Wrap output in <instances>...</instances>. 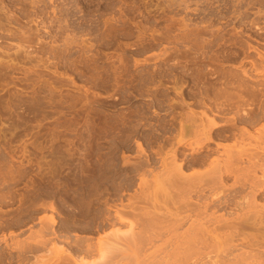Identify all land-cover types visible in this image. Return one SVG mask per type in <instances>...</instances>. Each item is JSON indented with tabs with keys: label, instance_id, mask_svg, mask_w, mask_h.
Segmentation results:
<instances>
[{
	"label": "rangeland",
	"instance_id": "rangeland-1",
	"mask_svg": "<svg viewBox=\"0 0 264 264\" xmlns=\"http://www.w3.org/2000/svg\"><path fill=\"white\" fill-rule=\"evenodd\" d=\"M171 1L0 0V264H23L26 259L24 264H54L58 261L60 263V259V264H79L89 255L85 253L83 256L84 251L76 252V236L83 239V246L92 241V249H96L99 238L112 234L117 227L122 228L121 230L129 229L131 221H138L141 213L138 212L136 219L138 213L135 211L145 212L144 208H140L142 205L146 208L149 201H153L154 208L160 204L161 207L154 210L149 203L152 208L150 205V208H146L148 217L143 212V219L136 222L141 223L138 224L139 227L135 224L134 231L140 235L139 239L143 233V237L154 243L147 244L145 237L142 238L145 241L138 242L135 232V237L130 235L127 239L129 241L121 236L118 246L122 251L116 256L113 252V264H141V259L146 261L148 258L150 264H159L167 257L165 254L175 249L174 244L181 240L180 237L185 235L184 231L189 228L190 223L179 227V238L176 232L171 233L167 229L164 231L165 228L161 231L163 236H158L159 240L152 235L158 232L160 235L157 227L160 226V230L166 227L169 224L166 222L167 218H175L174 213L183 216L177 210L181 204L178 198H174L178 197L177 193L172 195L168 191L169 186H161L167 170L165 173V169L161 167V157L157 153L164 148V152H169L175 147L176 140L169 137L173 138L175 132L179 134L178 123L181 119L186 121L182 115L187 106L189 108L186 112L193 110L190 106H195L197 114L203 110L196 105L201 87L202 91L209 88L210 94L214 89L221 88H229L235 94L239 91L236 88L239 81H243L244 71L255 76L260 71L252 68L251 63L255 61L259 66L258 54L264 53V0H239V5H236L238 0H234L236 3L226 0V4L225 0L224 3L221 1L223 4L219 3L220 0H173L174 3L177 1L176 5ZM207 1L211 3L208 4ZM187 2L189 3L186 5ZM228 6L236 7V10ZM205 12H209V15ZM212 15L215 18L210 17ZM183 21H190L188 24L185 22L189 25L188 30ZM183 24L186 30L181 26ZM204 29H207V33ZM200 30L204 35L198 34ZM188 33L194 39L192 42H186L189 39ZM184 34L188 35L187 39ZM178 37L184 40L179 41ZM195 37H200L201 41ZM240 75L242 76L239 77ZM234 76L239 80L233 79ZM179 86L182 88L179 89ZM181 101H184L185 107ZM175 102L181 104L182 109ZM260 124L264 125V121ZM260 124L256 127L259 128ZM255 128L250 129L252 134ZM166 138L170 139L169 142ZM193 139L186 138L190 141ZM246 140L255 142L252 139ZM228 141H224L227 148L234 143V140ZM245 141V148H254L251 145L255 143L249 142L248 146ZM157 142L161 146L163 144V148L159 149ZM185 147L181 150L186 152L189 147ZM260 147L263 148L264 144ZM223 148L221 147L222 150ZM221 149L218 150L222 157L224 152ZM186 153L188 155L183 158L188 157L191 151ZM143 155H147L146 159L151 161L157 159L156 163L159 161L160 164H155L156 168L153 164L147 165ZM221 157L223 159L225 156ZM147 166L152 172L151 169L148 172ZM170 168L168 167V171ZM186 168L188 172L189 167ZM197 168L192 167L191 170L190 167L189 172H200L201 168ZM153 169L159 170L157 172ZM173 171L170 173L175 174ZM159 173L165 174L162 175L163 179L159 178ZM260 174L259 172L258 177L263 181V174ZM145 181L147 187L154 182L153 190L149 188L152 193L145 191L148 189L144 185ZM228 182L233 183L232 180ZM141 185L142 188L145 186L144 190ZM160 187L165 188V191H161ZM142 191L144 194L149 191L153 200L149 196L146 199L149 192L142 195ZM137 194L141 195L139 198L137 196L138 199L142 198L139 202L145 205L135 202L133 197ZM260 197L257 200L260 199L261 202H257L263 205L264 194L263 200ZM169 199L172 202L179 201L178 208L174 202L175 208L169 207L172 205ZM133 202L136 206L132 204V208L127 207ZM150 210L158 214L169 213L171 216H158ZM225 211L222 213L229 217V212L231 214L233 210ZM234 211L240 213L237 209ZM117 212L126 214V220L125 217L120 219L122 214L118 217ZM182 212L186 215L185 210ZM235 213L231 215L234 216ZM160 216H164V219L162 217L160 220ZM116 217L119 220L112 224ZM150 218L152 221L155 218L154 223H157L153 227L152 222L153 229L147 225L151 223ZM157 219L161 221L160 225ZM123 220L124 223L128 221L126 226H122ZM162 221L165 225L161 226L164 224ZM143 226L148 231L147 235H144L146 231L142 232ZM138 228L142 229V233H138ZM42 230L47 231H44L46 234L50 231V236H44L52 242L47 239L46 245L36 243L40 236L38 233ZM254 230H244V235L246 232L249 234L248 240L253 235L251 233L258 232L257 229ZM260 231L262 229L259 230L261 235ZM175 233L173 237L172 234ZM254 236L252 240L256 237ZM258 237L261 238L259 235ZM130 239L135 240V243ZM256 239L257 237L254 240L257 241ZM111 240L117 241L114 238ZM24 242L25 246L28 242L30 246L35 244L33 247L38 246L39 249L33 248L36 250L34 251L29 246L30 250L28 248L27 252H23L21 248ZM239 246L240 248L236 246L237 249L234 247V251L241 252V248H246V251L242 249L243 252L248 251L246 246ZM255 248L257 250L254 251H262L259 247ZM156 249L161 253H157L158 256L156 254L155 261L154 257L150 259L152 257L149 253ZM90 254L83 263L96 259L92 257H97V254ZM145 261L142 264H149L148 260ZM163 261L162 264L167 262Z\"/></svg>",
	"mask_w": 264,
	"mask_h": 264
},
{
	"label": "bare ground",
	"instance_id": "bare-ground-1",
	"mask_svg": "<svg viewBox=\"0 0 264 264\" xmlns=\"http://www.w3.org/2000/svg\"><path fill=\"white\" fill-rule=\"evenodd\" d=\"M172 1H171V3H174ZM209 1H211V0H209ZM216 1H219V0H216ZM221 1L222 0H220L219 3ZM233 1H232V3H234V2L236 3V1H234V2ZM31 3H30V5H31ZM34 3L35 2H33V4ZM188 3L189 2H187L186 5ZM210 3L208 2V4H210ZM223 3H224V0H223ZM237 3L238 4H236V5H239V0H238ZM215 4H217V3H215ZM225 4H226V0H225ZM245 5H248V4H245ZM171 6H174V5H171ZM201 6H200V8H201ZM240 6H241V2H240ZM243 6L241 8H244ZM249 6H251V5H249ZM197 7H196V9H198ZM220 7H221V5H220ZM228 7H230V6H228ZM232 7L233 6H231L230 8H232ZM245 7H247V6H245ZM209 8L210 7H208V9ZM234 9L236 10V7H233V10ZM200 10H202V8ZM203 10L209 11L207 9H203ZM218 10H219V8H218ZM233 10L231 11L232 14H233ZM42 11H43V9H42ZM194 12H196V10ZM234 12H237V11H234ZM43 13H44V11H43ZM200 13H201V11H200ZM206 13L207 12H205V14ZM187 14H188V11H187ZM212 14L215 15L216 12H212ZM221 14H223V13H221ZM226 14H224V15H226ZM208 15H206V17H208ZM214 15H212L210 17H213ZM204 17H205V15H204ZM213 18H215V16ZM221 19H223V17ZM224 19H225V17H224ZM210 21H212V20H210ZM188 22H190V21H187L186 23L188 24ZM186 23H185V28L188 30L189 25H187ZM172 25H174V24H172ZM181 26L183 27L184 24L181 25ZM171 27L169 26V28H171ZM208 27H210V25ZM206 30L204 29V32H206ZM201 31L202 30H200V33H201ZM212 31H214V30H212ZM186 32L187 31H185V33ZM204 32H203V34L202 33L201 34L198 33V34L200 36H202V35H204ZM188 35H189V33H188ZM188 35L186 36V34H184V36H185L184 38L187 39ZM195 38H198V37H195ZM179 39H177V40H179ZM192 39L193 38L191 37V34H190L189 35V39H187L186 42H188V40H189V42L190 41L192 42ZM198 39H199V41H201L200 37ZM181 40L182 39H180L179 41H181ZM263 54L262 53L258 54L259 58H260V65H259L260 68H259L258 64L255 61L252 62V63L250 62L252 68H255V70H260V71L256 72V76L254 74L252 75V73H249L247 71L243 72V74H242L243 76L242 75L239 76V77L242 76L243 81H244V82L241 81L242 83L239 81V83H238L239 87L238 86L236 87V88L239 89L240 92L242 90L241 94L238 91L239 92V93L237 92L238 95L235 96V94H237L236 92L234 94L231 90H229V88H227V89L226 88L225 89L221 88V89H214L212 91L213 93H211L212 94L211 95L210 94L211 91H210L209 88H205L202 91V87H201V90H199L200 92H198L199 94H198L197 97L199 99H198V102H197L196 105L201 107L203 110L200 109L202 111L199 114H197L198 112L195 111V108H194L195 106L194 107L190 106L193 110H191L190 112H186L187 109L189 108V106H187V109H185L186 110L185 113H183V115H182V116H184L186 121L183 122L184 119H181L180 121L178 120L179 121V123H178L179 124L178 125L179 126V130H178L179 134H177V132L173 131L174 130L173 129L172 131L175 132L176 135L172 132L174 134V137H173V135H172L173 138L169 137L172 140L173 139L176 140L175 147L172 148L169 152H164L163 151L165 149L164 148L163 150H161V151H159L157 153V156L161 157V160H160L161 167H163V169H165V173H166V170H167L166 175L163 174L164 171H162V170L161 171L163 173L162 174L159 173L160 176H161L159 178L163 179L164 177L162 175H165V178L167 177V180L165 178L163 180L159 179V180L163 181V185H161V186H164L165 188L167 186H169L168 187L169 188L168 191L172 195H175L177 193L178 197L175 196L174 198L175 199L178 198L180 200V202L179 201L174 202L175 200L173 202L177 203V205H176L177 208H178V205L181 203L177 210H180L181 212L180 211L179 212H180V214L182 213L183 216L180 217V215H178L179 213H174L175 214V218L173 217V219L170 220V218H172V216L169 215V213L168 214L167 213L166 214L165 213L158 214V213L154 212L153 210L152 211L150 210L151 213H153V214L155 213L158 216L159 215H164V216L168 215V216H171V217L169 219L167 218L166 222L169 223V224H166V227L161 228V230L159 228L160 226L157 227L159 229V231H160V235H159V232H158V234H155V233L152 234L153 232H152L151 229H153L154 225L157 224V223H154V222H156L155 221L156 217L153 219L154 221H152V219L150 218L149 221L151 223L147 224V225H149L148 228L152 227L151 224L153 222V227L150 229L152 233L151 232H149V233L154 235L155 236L154 239H155L156 237L158 238V236L159 237L163 236V235H161V231L164 228H165L164 231L168 230V232L173 231V232L177 233V230L179 229V227H181V226L183 227L184 225H186V223H188V224L190 223L188 225L189 228L188 229L186 228L187 230L184 231V232H186V233H184L185 235L182 234L183 237L182 238L180 237V239H181V240H179V241H181L180 244H178L179 241H177L178 246H177V244H174L176 246L175 249H173L174 251L172 250V252L167 253V254L164 253L167 257H164L163 259H162V257H160L162 259L161 260L162 262H164L163 260L167 261L165 258L168 259V261L165 264H264V233H263V231H264L263 230L264 229V204L262 205V204L258 203L260 201V199L257 200V198L260 197V196H261L260 197L261 200H263L262 196L264 194V180L262 179L263 181H261V179H260L261 177L260 178L258 177V173L259 172L261 174H263V177H264V147L263 148L260 147L261 145L264 144V125L260 124L262 121H264V82H263L264 81L263 80L264 79V55ZM212 61H215V59L212 60ZM218 61H219V59H218ZM241 69L242 68H240V70ZM243 70H245V69H243ZM236 75H237V73H236ZM257 75H259V76L263 75V76L259 77ZM235 78H237V76L236 77L234 76L233 79H235ZM237 80H239V78H237ZM177 81L178 80L176 78V83H177ZM174 82H175V79H174ZM178 88L181 89L182 87L179 86ZM183 95H185V93ZM183 95H182V97H183ZM248 97H250L249 98L250 100L247 99ZM221 98H223V99H221ZM221 100H223V101H221ZM249 102H251V103H249ZM183 103H184V101H183ZM183 103L181 101V104L185 107V105ZM173 104H171V105L173 106ZM176 104H177V106L181 107V108L179 107L180 109H182L183 106H181V104L180 105L178 103H176ZM176 104H175V106H176ZM190 104H191V102H190ZM190 104H187V105H190ZM176 107H174V108L176 109ZM177 109H178V107H177ZM183 111H184V108H183ZM173 112H175V111L173 110ZM229 113H231V115ZM227 114L230 115V118H228L229 115L227 116ZM175 120L177 121V118H175ZM259 124H260V127L259 128L256 127ZM252 128H255V131H256L255 132L254 130H252V131L255 132V133L253 132V134L250 132L251 131L250 129H252ZM167 129L169 130V127ZM175 129L177 130V127ZM168 132H170V131H168ZM170 135H171V133H170ZM187 137H193L194 139H193V141L186 140ZM163 139H165V137ZM246 139L254 140L255 142L252 141V143H255V144H252L251 141L246 140ZM169 140H168V142H169ZM228 140H230V141L234 140V143H233L232 146H230V147L228 146V148H227V144L226 143H227ZM224 141H226V143ZM230 141H228V142H230ZM244 141L249 144L248 146H250V143H251L252 144L251 146H254V148L253 149H251V148L249 149L247 147L245 148L244 145H243ZM221 142L225 143L226 145L223 146ZM154 143L156 144V142H154ZM157 144L160 145V147H158L159 149L163 148L162 147L163 144H162V146H161V143L157 142ZM212 144H214L215 146L213 147ZM170 145H172V144H170ZM184 145L189 147V149L186 152H188V151L190 152L191 151V154L188 157H186V158H183V157L187 156L188 153H186L185 150H183V149L181 150V148L185 147ZM179 146H184V147H179ZM139 147L142 148V145L139 144ZM221 147H224L223 148L224 150H222ZM167 149H169V148H167ZM218 149H221V152H224V155H222V157L223 156H225V157H223V159H220V157H221L220 154H222V153H219L220 151ZM217 154H219L220 156H217ZM153 155H150V156L153 157ZM145 156H147V155H145ZM145 159H146V157H145ZM156 160L157 159H155V161L154 160L151 161V159H146L147 165L151 166L152 164L155 165V164L159 163V161H157V163H156ZM168 167L169 168L171 167L170 171H168L169 170ZM186 167H189V168L191 167V170H192V167H194V168L198 167L197 169H199V167H200L201 170L202 169L204 170L205 168H207V169H205L204 171L200 170V172H197L198 170L197 171L195 170L196 172H194L192 174V173L189 172V170H190L189 168H188V172L185 170V169H187ZM135 168H138V167H135ZM147 168H148V166H147ZM155 168H156V165H155ZM148 169H149L148 172L150 173V169L151 168H148ZM134 170H136V169H134ZM158 170L159 169H155L154 171L158 172ZM172 170L175 171V174L170 173ZM151 172H152V169H151ZM189 174H191V175H189ZM148 176L149 175H147V178H148ZM156 176H155V180L158 179ZM152 179L154 180V178H152ZM148 180H146V181H148ZM231 180L233 181L232 184H230L228 182V181L231 182ZM146 181H145L144 185H146ZM153 183H152V186H149V187H147V185H146V187L148 189L145 188L146 189L145 191L149 190L150 187L153 190V185H154ZM227 183H229L230 185L229 184L227 185ZM141 184H143V183H141ZM149 185H151V184H149ZM141 188H142V185H141ZM165 188L162 189V187H160L159 189L161 191H165ZM142 189H140V193H141ZM156 189L157 188H155V190ZM167 189H166V192H167ZM172 189H173V191H172ZM174 191H175V193H174ZM143 192L144 191H142V195L145 193V192L144 193ZM150 192L152 193L153 191H150ZM150 192L148 193V195H146L147 193L144 194V195H146L145 196L146 199H147L148 196L150 197L152 195V194L149 195ZM159 193L161 194V192H159ZM160 194H159V198H161L160 200L162 201V197H161ZM137 196L139 198L141 195L139 196V194H137L133 198L135 199V202L138 201V204H139V203H141L139 201H141L142 198L140 200V199L137 198ZM162 196L164 197L165 194H162ZM193 196L197 198L198 202ZM151 197H153V196H151ZM151 199L153 200V198H151ZM166 200H168L167 196H166ZM148 201L149 200H147V202ZM169 201L172 203V205L169 206V207L175 208L173 206V202L170 199H169ZM135 202L130 203V205H127V207L129 206L130 208H132L133 205H135L137 203V202L136 203ZM170 202H168V203L165 202V203L170 205L171 204ZM178 202H179V204H178ZM149 203H150V201L148 202V205L151 204L153 206V204H152L153 201H151L150 204ZM155 203L156 202L154 201V205H155ZM138 204H137V206H138ZM141 204L145 205V203H141ZM166 204H164V205H166ZM148 205H147V207H148ZM142 206H141L140 209L142 210L144 208L145 212H144V210H142V212L136 210L135 212H137V213L140 212L141 214H143V212H144V214H146V216L148 217L147 209L150 208V207H148V208L146 207L147 208L146 209L145 207H142ZM152 206H151V208H152ZM156 206L157 207L159 206V208H160L161 204L160 205H156ZM127 207L125 209H127ZM157 207H155V208H157ZM134 208L137 209L139 207H137V208L134 207ZM134 208L132 210H135ZM153 208H154V206H153ZM155 208H154V210H155ZM159 208H157V209H159ZM161 209H163V208H161ZM229 209L233 210V211H231V214L233 212L234 213L236 212L234 214V216H232L230 214V212H229V215H228L229 217H227L226 215H224V213H222L225 210L228 211ZM235 209L239 210L240 213L237 214L238 211H234ZM184 210L186 211L185 212L186 215H184V212H182ZM221 210H223L221 212L223 215L220 216V214H221L220 211ZM243 211H245V212H243ZM217 212H218V215H216ZM241 212H243V213H241ZM122 213L123 212H121L120 214H122ZM117 214H118L117 216L119 217L120 216L119 212H117ZM141 214H140L141 217L139 216V213L136 215V219L139 216L138 221L143 219ZM153 214H151V215L153 216ZM227 214H228V212H227ZM124 215H126V214H122L119 218L121 219V218L125 217ZM230 215L232 217H230ZM146 216L144 217L145 219H146ZM164 216H162L163 219H164ZM118 217H116V220H113L112 224L114 223V221L116 223V221L119 220V219H117ZM160 217H159V219L162 220V217L161 218ZM127 219H129V218L127 217ZM159 219H157L158 220V224L161 222V221L159 222ZM125 220H126V217H125ZM138 221H136V222H138ZM54 222H55V220H54ZM119 222L117 224H119ZM127 222L128 221H126L125 223H127ZM136 222L133 223L131 221L130 222L131 224L129 223L130 225L127 223L129 229L121 230L122 229L121 227H120L121 229H118V227H117V230L116 231H112L113 232L112 234L108 233L111 236L106 234L108 236L105 235L104 238H102V237L99 238V241L97 243L98 245L96 246V249H94L95 247L92 249V245H91L92 241L89 238L88 239H89V242L91 241L90 242L91 244L90 243H88V244L85 243L86 244L85 245L86 247H85V246H83V243H84L83 239H81L78 236H76V240L74 242L75 245H76L75 246L76 252H83L84 251V255L83 256H85V253L90 256L91 252L94 255L97 254V257H96V255H95V257H92V258H96L95 260L92 259V261H91L89 259L91 261L90 263L88 262L89 260H87L86 263H83L82 261L85 262L87 257L89 258V256L86 255L87 257L85 258V260L83 258L80 261L81 264L82 263L83 264H87V262L89 264H113V261L115 260V258H114V260H111V257L113 258L114 255L116 256L119 251H122V249L119 247L120 243H121L120 241H118L119 238L121 236H123L127 240L130 237H132V235L134 236L133 232H135V234H136L135 236L136 237L140 236V235H137L136 231H134L135 230L134 226H136L135 224H137V227H139L138 224H140L141 222L140 223H136ZM144 222L147 223L146 220H144ZM122 223H124V220H123ZM125 223H124V225L122 224V226H126ZM162 225H165V223L161 224V226ZM114 226H113V228H114ZM116 226H120V225H116ZM91 228H93V227H91ZM124 228H126V227H124ZM141 228L145 229L144 226L141 227ZM157 228H156V230H158ZM138 229H139V231H138L139 234L146 231L144 229L143 230L141 229L142 232H140L141 231L140 228H138ZM247 229H249V230L257 229L258 232L257 233L256 232L255 233L249 232V233H251L253 235H252L251 239L248 240V238H250L248 232H246V235H248V237L246 235H244V233H243ZM261 229H262V231H260V232H262L263 235H262V233H261V235L259 233V230H261ZM44 231L42 230L40 232L41 234L38 233L40 236H38L37 240L38 239L39 240L36 243H38L39 245L40 244L41 245L45 244L47 239H48V241H50L49 240L50 238H47V237L44 236V235H49L50 231H48L49 234H46L47 231H45L46 233ZM254 231H256V230H254ZM147 232L148 231H146V233H144V235L145 234L147 235ZM178 232H180V231H178ZM176 233L174 235L172 234V236L174 237L176 235ZM251 234H250V236H251ZM56 235H57V233H56ZM56 235H54V237H56ZM178 235H180V234L177 233V236ZM254 235L257 237V239H256L257 241L254 240L256 238ZM258 235L261 236L262 239L260 237H258ZM253 236L255 238L252 240ZM51 237H53V236H51ZM144 237H143V233H142L140 239H139V237L136 238V239L137 240L139 239L138 242H140L142 240V238H144ZM147 237L150 238V236H147ZM85 238H87V237H85ZM111 238H114L115 240H117L119 244L116 243L117 241L115 242V241L111 240ZM151 238L153 239V236H151ZM178 238H179V236H178ZM131 239H130V241H131ZM144 239L146 240L147 238L145 237ZM144 239L142 241H145ZM68 240H69V238H68ZM71 240H72V238H71ZM158 240H159V238H158ZM258 240H261V241H258ZM87 241L88 240L86 239L85 242H87ZM127 241H129V240H127ZM148 241L149 240L147 239V244H149L150 242H153V241H149V242ZM50 242H52V241H50ZM133 242L135 243V240ZM237 242H239L242 245L241 247L246 246L248 251L247 252H243L242 251L243 248H241V252L239 250L240 253L238 251L237 252L234 251L235 250L234 247L237 246V247L240 248V246H239L240 244L237 243ZM26 243H27L26 244L27 248L25 246V242L23 243L24 246L21 248V251H23V252H27L28 251L27 249L30 246L28 244V242H26ZM140 243L139 244L136 243V245L138 244V245L141 246ZM46 244H48V243H46ZM33 245H35V244H33ZM33 245L30 246L32 249L33 248L39 249L38 246L37 247H33ZM145 247H146V245H145ZM145 247H144V251H145ZM237 247H236V249H237ZM255 247H259V250L262 249V251H259V252L258 251H254V250H257ZM35 249H33V250L36 251ZM119 249H121V250H119ZM29 250H30V248H29ZM93 250L94 251L96 250L97 253L96 252L93 253ZM243 250L246 251V248L243 249ZM156 251H158V250L156 249ZM156 251L155 252L153 251V252L149 253L150 254L149 256L152 257L150 259H153V257H154L155 261H156V257L158 256L157 253H161L159 251L158 252H156ZM113 252L116 253V254H114ZM152 253H155V256H152ZM25 254H27V253H25ZM28 254H30V253H28ZM112 254H114V255L111 256ZM141 254H142V252H141ZM144 254H146V253H144ZM156 254H157V256H156ZM22 255H24V254H22ZM22 255H20L21 258H22ZM77 255L79 256V254H77ZM25 256L23 257V259L26 258ZM146 256H147V254H146ZM161 256H162V254H161ZM59 258L60 257H58L57 261L59 260ZM23 259H21V260H23ZM26 260H24V263H25ZM141 260H140L141 261L140 263L142 264V262H144L145 259H141ZM154 260H153V262H155ZM146 261H147V263H149L150 262L149 258L146 259ZM199 261H202V262H199ZM61 262H62V260L60 259V263ZM80 262H79V264H80ZM116 262H114V263H116ZM159 262H160V259H159ZM162 262L159 263V264H162ZM57 263H59V261ZM155 263H153V264H155Z\"/></svg>",
	"mask_w": 264,
	"mask_h": 264
}]
</instances>
